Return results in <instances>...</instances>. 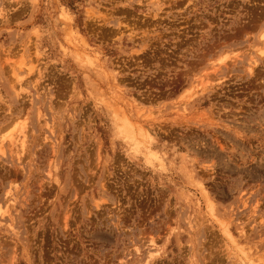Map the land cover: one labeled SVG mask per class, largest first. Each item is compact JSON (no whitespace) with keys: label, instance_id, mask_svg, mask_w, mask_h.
I'll use <instances>...</instances> for the list:
<instances>
[{"label":"rangeland","instance_id":"rangeland-1","mask_svg":"<svg viewBox=\"0 0 264 264\" xmlns=\"http://www.w3.org/2000/svg\"><path fill=\"white\" fill-rule=\"evenodd\" d=\"M0 209V264H264V0H0Z\"/></svg>","mask_w":264,"mask_h":264},{"label":"bare ground","instance_id":"bare-ground-1","mask_svg":"<svg viewBox=\"0 0 264 264\" xmlns=\"http://www.w3.org/2000/svg\"><path fill=\"white\" fill-rule=\"evenodd\" d=\"M127 119V118H126ZM128 123H129V121H128ZM19 126H20V124H19ZM23 126V125H22ZM21 126V127H22ZM16 127V126H15ZM23 128V127H22ZM127 128V127H126ZM127 130V129H126ZM131 131V130H130ZM145 132V131H144ZM20 133H21V131H20ZM20 133L19 134H17L16 135V139H14L13 140V142H12V144L14 145V144H16L18 147H20V149L22 150V146H23V138H20L19 137V135H20ZM143 133V132H142ZM22 134V133H21ZM132 137V136H131ZM10 138L12 139L13 137H11L10 136ZM0 211H1V209H0ZM227 236H228V238L230 239V240H232V237H231V235L230 234H227ZM148 244L154 249L155 248V244H154V241L153 240H149L148 241ZM151 255H153V253L151 254L150 253V256ZM148 262H146L145 264H147Z\"/></svg>","mask_w":264,"mask_h":264}]
</instances>
